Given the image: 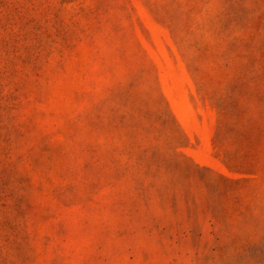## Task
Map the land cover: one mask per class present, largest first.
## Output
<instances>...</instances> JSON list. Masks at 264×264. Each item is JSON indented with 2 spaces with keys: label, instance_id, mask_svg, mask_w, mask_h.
<instances>
[{
  "label": "rangeland",
  "instance_id": "rangeland-1",
  "mask_svg": "<svg viewBox=\"0 0 264 264\" xmlns=\"http://www.w3.org/2000/svg\"><path fill=\"white\" fill-rule=\"evenodd\" d=\"M0 264H264V0H0Z\"/></svg>",
  "mask_w": 264,
  "mask_h": 264
}]
</instances>
